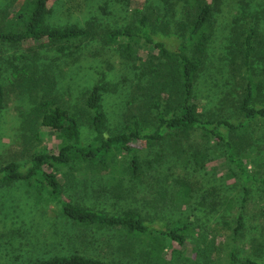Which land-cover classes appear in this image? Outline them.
Masks as SVG:
<instances>
[{
    "label": "trees",
    "instance_id": "obj_1",
    "mask_svg": "<svg viewBox=\"0 0 264 264\" xmlns=\"http://www.w3.org/2000/svg\"><path fill=\"white\" fill-rule=\"evenodd\" d=\"M55 1L23 0L13 12L10 6L0 11V124L2 113L15 101L12 106L23 125L20 148L13 154L14 159L0 164V186L29 181L39 175L48 195L57 198L68 222L100 230L115 228L135 237L150 234L156 239H168L179 255L190 236L191 224L175 222L172 228L160 229L153 226V222L147 224L137 209H120L110 214L86 197L92 194L97 198L108 191L124 199L120 193L128 188L126 181L134 180L129 193L139 190L137 180L140 183L154 180L152 188L156 185L163 189V201L171 186L172 176L168 171L173 172L184 164L187 166L184 169L191 167L192 171L199 172L215 160L210 139L226 145L225 157L240 171L246 184L252 181L264 187V178L250 174L239 156L242 144L250 142L247 131L264 126V95H258L260 84H255L252 78L253 61L264 53V19L254 15L248 30L237 34L240 41L235 42H239L240 47L236 51L241 58L232 68L239 78L227 84L230 91L201 105L196 87L208 60V44L220 0H215L214 7L208 0H179L181 10L173 5L167 6L166 11L145 4L148 0H136L139 2L132 9V26L104 31L99 30L103 24L97 17L84 20V24L78 21L62 27L53 24ZM117 1L126 7L131 3V0ZM15 21L17 25L12 26ZM160 32L175 37L178 45L166 46L156 39ZM93 41H101V49L117 44L121 55L131 59V78L125 74L122 80L115 81L109 73H102L83 91L85 102L75 105L71 97L58 92L63 73L59 63L64 55L67 62L77 60ZM140 41L145 42L149 51L142 53V57L136 53L135 61L131 58L130 46ZM257 41L260 49L254 45ZM6 70L10 73V78L6 79L7 91L2 83ZM119 91L125 95L124 111L113 131L105 135L108 122L103 99L106 94ZM227 100L229 106L224 115L222 110ZM223 128L227 136L222 133ZM45 129L60 142L54 153L41 146L40 136ZM77 173L81 179L80 188L76 189L78 195H75L73 189L78 185L69 176ZM128 176L131 179H127ZM246 184L236 212L234 234L244 227L249 209H255L264 224V203H251L247 197L250 188ZM174 199L170 198V204ZM102 236L100 231L99 239ZM253 239L254 245L261 244L257 238ZM256 257L259 261L243 259L241 262L264 264V251L259 250ZM237 262L235 253L231 252L229 264ZM26 264L120 263L88 255H69Z\"/></svg>",
    "mask_w": 264,
    "mask_h": 264
},
{
    "label": "rangeland",
    "instance_id": "obj_2",
    "mask_svg": "<svg viewBox=\"0 0 264 264\" xmlns=\"http://www.w3.org/2000/svg\"><path fill=\"white\" fill-rule=\"evenodd\" d=\"M139 1L131 0L129 7H126L117 0H56L52 7L56 16H53L52 22L62 27L73 21L84 24V20L97 17L103 24L99 28L100 31L132 26V9L134 10ZM220 1V10L215 16V26L208 44V60L196 87L201 105L222 97V92L230 91L227 84L233 78H239L232 68L233 63L241 58V54L236 51L240 47V43L235 42L240 41L237 34H242L246 28L248 30L254 15L264 19V0ZM22 2L23 0H0V11L10 6V12H13ZM208 2L212 7L215 6V0ZM145 4L165 11L167 6L176 5V10H181L182 6L179 0H148ZM161 13L164 14L163 11ZM168 19L171 20L170 14ZM16 21L12 22V26L17 25ZM172 26L174 27V24ZM155 38L166 46L178 45L175 37L163 32L158 33ZM99 42L101 41L90 43L81 51L77 60L71 59L67 62L64 55L59 63L63 73L60 77L62 81L57 86L58 92L71 97L75 105L85 102L83 91L88 90L102 73H109L115 81L122 80L125 74L131 78L130 57L121 55L115 43L108 49H101ZM254 45L260 49L258 41ZM130 51L134 60L136 53L142 57V53L146 54L149 49L144 41H140L131 43ZM9 55L11 56V53ZM253 62V82L260 84L258 95L262 96L264 53L255 57ZM2 77L5 79L2 83L7 91L9 83L6 79L10 78L9 70L3 72ZM124 100L125 95L120 91L104 96L103 107L108 122L105 135L111 133L117 125L124 111ZM13 102L9 103L11 106L2 113L1 165L14 159L13 154L18 152L23 134V125L18 121V112L13 107L15 101ZM225 103L223 110L219 107L224 115L229 106L228 100ZM84 132L87 133L88 130ZM222 133L227 136L225 128ZM40 137L44 149L56 152L60 142L54 135L45 129ZM247 137L250 142L248 145L242 144L239 156L244 159L250 174L264 178V126L249 129ZM210 140L213 148L211 154L215 160L206 170L199 172L192 171L191 167L184 169L187 167L184 164L173 172L168 171L172 176L171 186L167 189L168 193L163 201V189L157 188L156 185L152 188L154 180L141 181L142 184L137 180L140 191L131 190L129 193L128 189L132 187L134 180L126 181L128 188L120 193L124 199L115 197L108 191L97 198H93L92 194L86 197L110 214L119 212L120 209H137L147 224L153 222L152 225L160 229L172 228L176 225L175 222L191 224L190 236L179 255L176 246L168 239H156L150 234L135 237L115 228L100 230L95 226H75L64 217L57 198L48 195L46 188L42 186L43 178L37 175L29 181L0 186V264H26L37 259L69 255L111 259L120 264H229L231 252L235 253L238 259L236 264H244L241 262L243 259L259 261L256 254L259 250L264 251V224H261L258 212L252 208L246 213L244 227L234 234L236 212L246 183L236 166L225 157L226 145ZM107 173L103 174L106 176ZM78 174L69 176L75 185H78L81 179ZM97 175L98 173L94 175L95 179ZM154 176L158 177L157 174ZM127 179L131 178L128 176ZM183 183H187V186ZM246 186L250 188L247 197L251 203L262 205L264 187L252 181ZM77 187L80 188L78 185L73 189L75 195H78ZM171 197L175 198L172 204ZM98 230L103 233L101 239ZM253 238H257L261 244L254 245Z\"/></svg>",
    "mask_w": 264,
    "mask_h": 264
}]
</instances>
